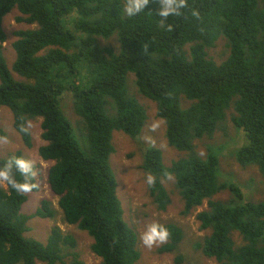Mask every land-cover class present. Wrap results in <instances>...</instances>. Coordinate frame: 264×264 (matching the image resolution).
Listing matches in <instances>:
<instances>
[{"label":"trees","instance_id":"1","mask_svg":"<svg viewBox=\"0 0 264 264\" xmlns=\"http://www.w3.org/2000/svg\"><path fill=\"white\" fill-rule=\"evenodd\" d=\"M14 9L18 22L35 28L18 31L13 45L12 72L22 80L0 44V108L11 110L29 148L28 123L42 119L46 145L39 155L54 163L47 178L52 195L65 222L93 238L102 264H137L141 257L110 164L114 132L137 138L147 122L145 108L129 95V73L140 94L158 103L167 140L183 153L167 167L160 149L143 152L152 204L166 212L177 194L183 219L207 207L196 215L203 238L177 223L159 225L167 243L158 252L174 254L184 244L217 264H264V203L246 195L258 184L251 170L264 177V0H0L1 42L3 19ZM113 36L118 52L98 42ZM221 40L229 54L217 63L209 49ZM67 94L81 136L63 110ZM0 167L8 183L0 187V264H85L77 238L58 226L45 243L26 235L32 218H53L56 209L47 199L33 216L21 212L27 193L40 190L24 153L0 156ZM242 179L251 180L245 189ZM176 263H185L182 254Z\"/></svg>","mask_w":264,"mask_h":264},{"label":"rangeland","instance_id":"2","mask_svg":"<svg viewBox=\"0 0 264 264\" xmlns=\"http://www.w3.org/2000/svg\"><path fill=\"white\" fill-rule=\"evenodd\" d=\"M20 16V12L14 9L4 19L7 41L3 46L10 70H12L15 62L14 59L16 58V53L12 47L13 43L17 40L16 33L20 30L35 28V26L28 25L25 22H18L17 18ZM98 42L101 47H110L116 52L119 51V41L116 36L108 40L99 38ZM225 43V41L221 40L217 47L209 49V55L217 63L223 62L229 54ZM187 50H189L188 47ZM14 76L16 79L22 80V77L16 74H14ZM127 84L131 96L136 99L138 98L139 103L145 108L147 123L137 138H131L122 131L116 130L114 132L112 144L115 146L116 152L111 156L110 164L119 184L117 194L122 202L124 210L123 219L129 228L137 232L139 237L138 248L141 257L137 264H176V257L181 254L184 249L186 250V255H184L186 262L184 264H217L214 260L205 259L195 254L194 251L190 249L191 246L187 247L184 244H182L177 253L168 255H161L158 253L159 247L164 243V238L159 235L158 226L160 224H167L170 222L177 223L182 227L188 228L195 238H203L205 232L200 230V224L196 221V215L207 207L205 203L203 207L198 208L189 218L183 219L180 217L182 204L179 202L177 195H174V197L171 196L173 203L166 212L159 211L155 205L151 204L148 182L151 176L140 169L143 162V152L149 148L160 149L163 154V164L167 167L181 160L183 158V153L170 146L166 136V123L163 119L157 117L158 103L140 94L136 84V77L133 73H129ZM186 105L187 103H184V106ZM62 106L65 114L73 124L75 132L78 136H81L82 126L80 127L79 124L81 119H79L75 113L72 99L68 94L66 99L62 102ZM28 124L33 138V146L30 149L25 147L21 136L14 128L11 110L6 107L0 108V127L6 133V137L0 140V156L9 157L16 151L21 150L30 164L35 166L36 177L40 186V191L38 193H28L29 199L24 204L22 212L25 214H34L44 199L52 200L53 207L56 209V215L53 218H34L30 220L29 223L32 228L30 227V231H28L26 235L45 243L52 229L58 226L64 233L72 234L77 238V251L80 254L81 260L86 264H102L101 259L92 252L91 247L94 241L93 238L88 232L80 230L76 225H69L65 222L63 211L59 206V199L52 196L47 183V176L50 167H52L54 163L43 160L39 155L40 148L46 145L42 137V119H33ZM229 130V137H235L236 129L229 125ZM78 136V141L83 144V139L81 140ZM221 140L222 133H218L215 138L217 142L216 145H218ZM242 145L243 144L240 146ZM236 150H239V148L237 147ZM205 155L206 154L202 156L204 157ZM231 165L235 167L236 171L239 168L236 162L231 163ZM224 167L225 163L223 164V168ZM251 171L254 173L248 174L249 177L258 176V184H250L251 190L246 193L247 200L253 203L264 202L263 174H258V171H254V169ZM246 180L247 179H242L240 181L244 189L251 181L249 180L242 184V182ZM167 187L169 191L172 190L171 186L167 185ZM220 197L226 200L230 198L227 193H224ZM235 239L239 240L237 235Z\"/></svg>","mask_w":264,"mask_h":264},{"label":"clouds","instance_id":"3","mask_svg":"<svg viewBox=\"0 0 264 264\" xmlns=\"http://www.w3.org/2000/svg\"><path fill=\"white\" fill-rule=\"evenodd\" d=\"M6 17V16H5ZM5 17H4V19H5ZM4 19H3V27H4ZM6 32V31H5ZM6 36H7V34H6ZM6 41H7V38H6V40L4 41V42H1L0 41V44L2 45V47H3V52H4V55H5V49H4V43H6ZM17 41V40H16ZM13 45H14V43H13ZM12 45V47H13V49H14V51H15V53H16V55H17V52H16V50H15V48H14V46ZM14 60H16V58L14 59ZM10 70V69H9ZM12 70H13V68H12ZM12 70H10L11 72H12ZM12 74H13V76H14V74H16L15 72H12ZM16 75H18V74H16ZM19 76V75H18ZM135 76V75H134ZM136 77V76H135ZM136 84H137V82H136ZM127 88H128V84H127ZM128 92H129V89H128ZM129 95L131 96V93L129 92ZM132 97V96H131ZM134 98V97H133ZM136 99V98H135ZM137 101H138V98L136 99ZM139 102V101H138ZM147 123V122H146ZM24 145H25V147L27 148V149H30L29 147H27L26 146V144L24 143ZM33 146V145H32ZM32 148V147H31ZM18 151H21V150H18ZM17 152V151H16ZM14 154V153H13ZM2 157V156H1ZM24 158L29 162V160L26 158V156L24 155ZM143 158H144V154H143ZM177 162V161H176ZM30 163V162H29ZM143 163V162H142ZM174 164V163H173ZM172 164V165H173ZM32 165V164H31ZM34 166V165H33ZM170 167H172V166H170ZM51 168V167H50ZM35 176H36V172H35ZM37 178V177H36ZM47 178H48V176H47ZM47 183H48V181H47ZM48 185H49V183H48ZM0 187H2L3 189H5V190H7L8 189V183H7V175H6V173H4V171H3V169L0 167ZM50 188V187H49ZM168 188V187H167ZM40 191V190H39ZM38 191V192H39ZM38 192H31V193H38ZM28 193H30V192H28ZM28 193H27V196H28ZM52 193V192H51ZM175 195V194H174ZM174 195H171V196H173L174 197ZM177 195V194H176ZM53 196V195H52ZM178 196V195H177ZM53 197H55V196H53ZM58 198V197H57ZM28 199H29V197H28ZM28 199H27V201H28ZM59 199V198H58ZM44 200H47V199H44ZM150 200H151V198H150ZM26 201V202H27ZM25 202V203H26ZM43 202V201H42ZM42 202H41V205H40V207L37 209V211L41 208V206H42ZM53 202V201H52ZM59 202V201H58ZM24 203V204H25ZM259 203H264V202H259ZM151 204H152V200H151ZM153 205V204H152ZM24 206V205H23ZM23 206H22V208H23ZM37 211L34 213V214H36L37 213ZM160 211V210H159ZM21 212H22V209H21ZM23 213V212H22ZM23 214H25V213H23ZM34 214H25V215H29V216H33ZM34 218H41V217H34ZM34 218H32V219H34ZM31 219V220H32ZM41 219H48V218H41ZM30 222V221H29ZM28 222V223H29ZM168 224V223H167ZM70 225V224H69ZM160 225H163V224H160ZM60 228V227H59ZM61 229V228H60ZM62 230V229H61ZM28 233V232H27ZM26 233V234H27ZM159 235H161V234H159ZM162 236V235H161ZM163 237V236H162ZM164 238V237H163ZM94 242V241H93ZM167 243V239H165L164 238V243L161 245V246H163V245H165ZM160 246V247H161ZM182 246V244L180 245V247ZM159 247V248H160ZM76 251H77V249H76ZM77 253L79 254V252L77 251ZM159 253V252H158ZM194 253L195 254H197V255H200L202 258H205L204 257V255L201 253V252H195L194 251ZM159 254H161V255H168V254H165V253H159ZM170 254V253H169ZM183 256L184 255H186V250L184 249V251L181 253ZM180 255V254H179ZM79 256H80V254H79ZM97 256V255H96ZM100 258V257H99ZM177 258V257H176ZM101 259V258H100ZM206 259V258H205ZM80 260H81V257H80ZM176 260V259H175ZM81 261H83V260H81ZM101 261H102V259H101ZM186 262V261H185ZM85 263V262H84ZM86 264V263H85ZM177 264V263H176Z\"/></svg>","mask_w":264,"mask_h":264}]
</instances>
